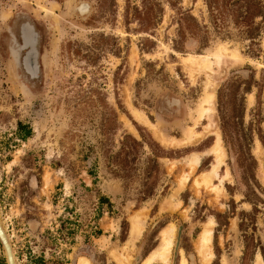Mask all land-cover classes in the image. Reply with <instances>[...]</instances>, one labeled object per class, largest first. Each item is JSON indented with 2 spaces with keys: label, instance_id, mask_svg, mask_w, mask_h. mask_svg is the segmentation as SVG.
I'll return each instance as SVG.
<instances>
[{
  "label": "rangeland",
  "instance_id": "374dc122",
  "mask_svg": "<svg viewBox=\"0 0 264 264\" xmlns=\"http://www.w3.org/2000/svg\"><path fill=\"white\" fill-rule=\"evenodd\" d=\"M237 2L0 0V220L17 264H145L172 227L169 264H256L258 255L264 264V18L250 39ZM27 20L42 36V78L30 90L11 52ZM213 89L214 111L199 119ZM141 135L167 155L142 203L153 149L128 183L108 160ZM135 219L143 227L131 242ZM206 225L208 251L199 248Z\"/></svg>",
  "mask_w": 264,
  "mask_h": 264
},
{
  "label": "trees",
  "instance_id": "16d2710c",
  "mask_svg": "<svg viewBox=\"0 0 264 264\" xmlns=\"http://www.w3.org/2000/svg\"><path fill=\"white\" fill-rule=\"evenodd\" d=\"M225 1V0H224ZM243 2V5L241 9H244L237 15V21H239V24H243L246 27L245 34L250 39H256L258 29L255 28V19L258 17L264 18V5L260 2V0H238L237 3ZM210 8L212 6L210 5ZM216 10H219L218 6L216 7ZM191 18V17H190ZM192 20L195 21V19ZM181 33L184 34V29H181ZM194 35V33H193ZM207 45V44H205ZM142 140L138 141L136 138L132 136H127L125 138V141L122 143L121 149L115 154L110 155L108 157L109 160V167L111 170V173L117 177L121 178L126 183L133 181L134 178L138 176V166H139V159L141 158V155L144 153L145 146H149L151 149L152 144L150 143V139L147 138L145 135H141ZM152 140V139H151ZM261 140L263 141V137H261ZM153 142V141H152ZM153 157L148 158V167L143 172V178L145 185L147 186L144 190L140 192V201L145 202L148 199H151L155 195V190L153 187H149L150 183L155 182V180L159 177V175L163 172L161 169V164L159 162L160 159L165 158L166 152L164 149L159 147V145L156 144V149L152 150ZM253 159V157L251 156ZM255 164V162H254ZM102 200V199H101ZM104 202L109 203L107 199H104ZM248 217H251L250 214L242 213V223H241V230L244 231V238L246 243V252L245 255H248L249 249H251L252 243V237L248 235V230H246L248 224ZM221 218H223L222 215H217V221L220 225L227 226L228 225V216H225V223L221 222ZM254 251H256V247H253ZM256 249V250H255ZM252 251V255L255 254V252ZM261 255L264 259V250L261 249Z\"/></svg>",
  "mask_w": 264,
  "mask_h": 264
},
{
  "label": "bare ground",
  "instance_id": "6f19581e",
  "mask_svg": "<svg viewBox=\"0 0 264 264\" xmlns=\"http://www.w3.org/2000/svg\"><path fill=\"white\" fill-rule=\"evenodd\" d=\"M87 7V6H86ZM30 30V29H29ZM32 32V31H31ZM26 33V32H25ZM33 34V33H32ZM27 35V34H26ZM25 35V36H26ZM26 40L28 41V43H32V41H30L28 39V37H26ZM221 48V47H220ZM220 57H222V55H220ZM220 60V59H219ZM207 63V62H206ZM209 66V65H208ZM27 67H28V70L30 72H35L34 70V63L32 61H28L27 63ZM204 68V67H203ZM215 99V94H214V89H213V92H205V97L203 98V101H202V104L200 105V115H199V119H201L204 114H210L212 113L214 110L212 107H209L208 105H211L213 104L212 101H214ZM198 111V110H197ZM136 114V113H135ZM137 117L139 116L138 114L136 115ZM209 121V120H208ZM185 130V129H184ZM212 131V130H211ZM193 131H191L192 133ZM209 133V132H208ZM189 135V134H188ZM194 135V133H193ZM217 135V134H216ZM196 136V135H194ZM189 137V136H188ZM191 137V136H190ZM189 139V138H188ZM191 140V139H190ZM219 142V141H218ZM222 149V147H221ZM219 151V150H218ZM214 152V151H213ZM220 153H223V152H220ZM205 155V154H204ZM198 157V156H197ZM201 157V156H200ZM224 158V157H223ZM196 160V159H195ZM188 164H191V163H188ZM192 165V164H191ZM194 166V165H193ZM207 174V173H206ZM204 175L202 176V182L203 183H208L206 176L207 175ZM210 176V175H209ZM211 178V177H210ZM182 186V185H180ZM177 193H178V190L176 192L175 195H173L171 197V199L168 201L167 205H171V207H177L179 205V203L177 202V200L175 199L177 197ZM213 225V224H211ZM143 227V222H141L140 220H137L135 219L133 221V228L131 229L132 230V233H131V242H135L137 241V239L140 237V234H141V229ZM212 227H210V225H206L205 228H204V231L201 235V238H200V246L199 248L200 249H206V248H209V246H211L212 244V237H213V231L211 229ZM0 234L1 236L4 238V234H6L3 226H2V223H1V220H0ZM7 236V235H6ZM164 239H163V244L162 246L155 251V253L153 255H151L145 262V264H151L152 262H154V260H161L164 264H169V259H170V255H171V251H172V246H173V243H174V237H175V228L172 227L169 231H166L164 233ZM8 239V237H6ZM163 238V237H162ZM9 240V239H8ZM7 240V241H8ZM6 241V239H5ZM130 243V242H129ZM133 244V243H132ZM131 245V244H130ZM129 245V247H130ZM7 246V245H6ZM199 249V250H200ZM7 250L9 252V247L7 246ZM207 250V249H206ZM208 251V250H207ZM204 255V254H202ZM209 256V255H208ZM15 258V257H14ZM120 258V257H119ZM128 259V258H127ZM205 259V258H204ZM209 259V258H207ZM12 264H17L16 261H14L15 259L12 258ZM120 261V260H119ZM127 261V260H126ZM205 261V260H204ZM15 262V263H14ZM186 262V261H185ZM185 262L183 264H185ZM209 262V260H208ZM121 263V262H120ZM84 264H89L88 262H85ZM256 264H263L262 262V259H261V256L258 255L257 256V261H256Z\"/></svg>",
  "mask_w": 264,
  "mask_h": 264
},
{
  "label": "flooded vegetation",
  "instance_id": "af4514ba",
  "mask_svg": "<svg viewBox=\"0 0 264 264\" xmlns=\"http://www.w3.org/2000/svg\"><path fill=\"white\" fill-rule=\"evenodd\" d=\"M76 10H77L78 14L86 15L90 11V5L88 3H81L78 6H76ZM20 17H23V15ZM20 25L21 26L19 27L20 28L19 29V40H18V38L14 37V40L12 42L13 45H12V49H11L12 51L11 52L13 53V58L15 57L16 62H18L20 67H21L22 80H24L23 83H25L27 86V89L30 90V89H33L32 85L37 83L40 80V78H42V60H41L42 59V50H41V48H42V45H41L42 36L40 34L38 27L32 21L27 20ZM197 26H199V25L197 24ZM24 29H30L33 33V36L35 34L36 38H37V44H36V49L38 52L37 53V61H36L37 67H38L37 76H32L29 73L30 71L28 72L25 65H24V59L31 49L30 47L23 48V46H24L23 31H24ZM181 29H183V27H181ZM181 29H180V33H181ZM37 67H36V71H37ZM15 261H16V258H15ZM6 262H7V258H6ZM7 264H8V262H7Z\"/></svg>",
  "mask_w": 264,
  "mask_h": 264
},
{
  "label": "water",
  "instance_id": "95a60500",
  "mask_svg": "<svg viewBox=\"0 0 264 264\" xmlns=\"http://www.w3.org/2000/svg\"><path fill=\"white\" fill-rule=\"evenodd\" d=\"M26 30L27 29H24V31H23V41H24L23 48L30 47L31 49H30V51L28 52L27 56L24 59V65H25L27 71L29 72L28 67H27V63H28V61H32V62H34V64L37 67V62L36 61H37V53L38 52H37V49H36V44H37L36 35L34 34L33 39H32L33 41H32V43L29 44L28 41L26 40V36H25V31ZM37 72H38V67H37V71H35L34 73L33 72H29V73L32 76H37ZM3 236H4V238L0 234V240H1L2 244H3L4 250H5V253H6L7 262H8V264H12V261H13L12 258L15 259L14 258L15 255L13 253V249H12V246H11L9 240L6 238L7 237L6 234H4ZM5 239H6V241H5ZM6 245L9 247V252L7 250V246Z\"/></svg>",
  "mask_w": 264,
  "mask_h": 264
}]
</instances>
